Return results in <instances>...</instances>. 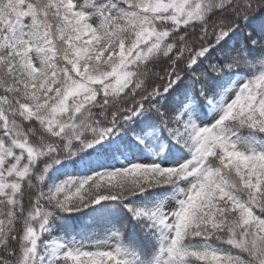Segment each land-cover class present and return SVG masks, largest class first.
Returning <instances> with one entry per match:
<instances>
[{"label":"snow or ice","instance_id":"snow-or-ice-1","mask_svg":"<svg viewBox=\"0 0 264 264\" xmlns=\"http://www.w3.org/2000/svg\"><path fill=\"white\" fill-rule=\"evenodd\" d=\"M0 264H264V0H0Z\"/></svg>","mask_w":264,"mask_h":264}]
</instances>
